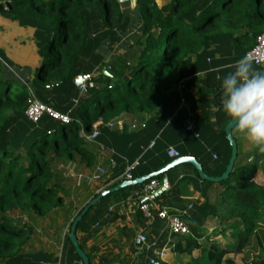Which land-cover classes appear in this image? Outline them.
I'll return each instance as SVG.
<instances>
[{"label":"trees","instance_id":"obj_1","mask_svg":"<svg viewBox=\"0 0 264 264\" xmlns=\"http://www.w3.org/2000/svg\"><path fill=\"white\" fill-rule=\"evenodd\" d=\"M123 4L129 0H0L4 15L34 29L40 57L34 70L24 71L26 67L0 54V264H14L32 238L37 219L64 208L68 179L59 164L95 167L98 148L86 135L99 119L108 123L130 114L176 118L180 99L172 102L167 93L182 79L179 70L186 58L219 37L231 38L245 53L264 33V0H137L136 18L123 11ZM133 24L142 34L132 32L134 42L113 55L114 65L107 66L109 50L117 51L115 43L131 33ZM79 74L91 75L93 86L85 93L75 83ZM31 93L68 115L69 122L48 114L31 121L25 114ZM207 114L210 117V111ZM228 121L220 123L223 132ZM254 154V161L244 162L239 151L228 179L203 181L223 187L218 197L236 242L214 244L211 250L204 247L200 232L178 235L172 252L187 256L188 264H236L226 258L230 253L241 254L245 264H264V186L253 180L264 153L255 149ZM163 176L154 178L161 182ZM191 183L192 178L185 177L153 201L162 206L170 197L190 195ZM141 185L125 187L124 196ZM196 249L201 250L199 256H193Z\"/></svg>","mask_w":264,"mask_h":264},{"label":"crops","instance_id":"obj_2","mask_svg":"<svg viewBox=\"0 0 264 264\" xmlns=\"http://www.w3.org/2000/svg\"><path fill=\"white\" fill-rule=\"evenodd\" d=\"M33 33L34 29L29 28L28 42L33 47V56L29 55L36 60L38 49ZM245 56L246 52L236 48L231 38L214 39L206 50L185 59L179 70L182 79L167 93L172 102L180 99L178 118L162 120L156 114H146L144 117L130 114L124 118L126 126L123 130L101 126L99 136L94 141L98 148L95 167L102 165L107 173L93 187L77 186L72 180H67L64 186V208L44 219L36 220L32 238L21 255L15 258L14 264H83L69 239L76 216L103 189L124 180L128 164L141 162L133 170V174L141 175L139 172L142 169L161 166L162 161L170 160L167 154L169 146L177 148L182 155L196 157L210 175L221 174L231 147L225 132L220 128V123L227 118L219 110L220 83L232 70L234 62ZM7 58L13 60L9 54ZM256 67L264 70L262 65ZM192 78L196 82L185 86ZM181 80L185 81L183 88L179 87ZM207 111H210V117L207 116ZM133 119L145 121L146 126L131 128ZM190 124L193 125L192 130L187 128ZM233 134L239 143L243 161H254L255 149L249 155L251 143L239 132L235 131ZM152 141H155L154 146H151ZM111 160L114 161V166ZM87 168L89 167H81ZM260 170L255 176L259 175ZM185 177L193 180L189 185L190 195L170 197L162 206L170 214L182 217L190 230L200 232L205 248L213 250L214 244L233 245L236 238L229 227L231 222L225 219V210L218 197L223 190L221 185L206 184L197 170L185 163L164 173L158 190L164 186L165 179L168 183L166 191H169ZM126 189H119L92 205L77 226L79 244L90 264H188L187 256L172 252L179 236L170 232L168 220L157 216L146 217L140 209L144 198L132 196L131 190L128 196H124L128 191ZM139 234H144L149 242H157L158 248L166 250V256L157 258L152 263L155 253L152 250L146 251L136 243ZM200 254L199 249L193 252V256ZM235 255L241 254L230 253L226 258H232L239 264Z\"/></svg>","mask_w":264,"mask_h":264},{"label":"built area","instance_id":"obj_3","mask_svg":"<svg viewBox=\"0 0 264 264\" xmlns=\"http://www.w3.org/2000/svg\"><path fill=\"white\" fill-rule=\"evenodd\" d=\"M246 57L255 65H264V33H261L257 36L255 45L246 52ZM184 83L185 81L181 80L179 83V87L183 88ZM90 86H93L91 75L82 74V83L79 85L81 93L87 92ZM49 87L50 86L47 85V88ZM74 101L77 102L76 99H74ZM25 114L33 122H37L44 114H48L52 118L58 119L62 122H69L70 120L68 115L58 112L53 107L48 106L33 94L32 97L29 99ZM139 125L144 127L146 126V122L140 121L138 119H133L130 124V127L137 128V126ZM101 126H108L112 129L123 130L126 126V120L124 118H118L115 120H111L108 123H104L102 119H99L94 125L93 131L87 134L86 138L92 142L96 141L99 136ZM187 128L189 130H192L193 125L190 124ZM154 144L155 141H152L151 146H154ZM167 154L170 158H176L182 155L181 152L174 146H169L167 148ZM111 164L112 166L115 165L113 160H111ZM138 164L139 161H136L133 164L127 165L124 174L125 179L134 178L133 170L136 166H138ZM58 169L62 172L63 176L66 179L72 180L77 186L86 185L88 187H93L107 173V169L102 165H98L94 168H87L81 170L75 162L60 163ZM159 186L160 182L153 177L142 183V185L138 189L132 190L131 194L134 197L144 198V201L140 204V209L146 217L153 218L157 216L160 218L167 219L170 232L173 235L190 234L191 230L189 226L179 215L170 214L165 207H162L153 201L154 195L157 192ZM136 243L146 251L152 250L155 253V257L151 259L152 263H154L157 258H164L166 256V250L164 248H158L157 242L155 241L149 242L144 234H139L137 236Z\"/></svg>","mask_w":264,"mask_h":264},{"label":"clouds","instance_id":"obj_4","mask_svg":"<svg viewBox=\"0 0 264 264\" xmlns=\"http://www.w3.org/2000/svg\"><path fill=\"white\" fill-rule=\"evenodd\" d=\"M219 110L258 153H264V70L246 56L221 80Z\"/></svg>","mask_w":264,"mask_h":264},{"label":"rangeland","instance_id":"obj_5","mask_svg":"<svg viewBox=\"0 0 264 264\" xmlns=\"http://www.w3.org/2000/svg\"><path fill=\"white\" fill-rule=\"evenodd\" d=\"M117 1L123 2L126 0H117ZM136 1L137 0H129V4L122 5L123 11L128 12L129 15L131 16H135L134 18L138 17L137 13H135L137 8ZM159 1L161 4H163L168 0H159ZM29 28L31 27L21 26L17 20H13L7 17L0 11V54L5 55L4 57L6 58H7V54H9V56L11 55L14 61L20 62L23 68L26 67L23 69L24 71H26L28 67L30 68V70H34L35 67L39 64V60H40L39 55L36 58V60H33L34 57H32L33 55L31 51L33 47L30 44V42H28ZM129 28L131 33H127L125 37H123L122 41L115 43L114 48H117V51L109 50L108 53L110 55H108L109 57L106 60L107 66L112 67L114 65V61L112 60L113 55L116 56L120 53H123L126 49V46L134 42V38L132 37V32H135L137 35L142 34V32L134 24ZM123 42L124 45H122ZM29 53L32 56H30ZM253 66L257 68L256 65L253 64ZM258 68L261 69V67ZM103 70L106 71V68L104 67ZM249 147H250L249 155H251L255 148L253 147L252 144H250ZM263 165L261 166L262 169L260 170L259 175L254 176L253 178L255 182L261 184L262 186H264ZM234 257L237 258V262H239V264H242V262L244 263L242 259V255H238V256L235 255ZM203 259L206 260L205 258Z\"/></svg>","mask_w":264,"mask_h":264},{"label":"water","instance_id":"obj_6","mask_svg":"<svg viewBox=\"0 0 264 264\" xmlns=\"http://www.w3.org/2000/svg\"><path fill=\"white\" fill-rule=\"evenodd\" d=\"M104 72L106 74H109L107 72V70ZM75 83L78 86L82 83V74H79L75 78ZM234 129H235V127L230 123V121H228L226 126H225V134H226V138H227V140L231 146V156H230V159H229V162L227 164L225 171L221 175H210L209 173H207L206 170L204 169L202 163L196 157H194L192 155H180L179 157L171 158L168 162H166L164 165L159 167L157 170H154V171L149 172V173H144V174L138 175V176L134 177L133 179H124L120 183L116 184L115 186L103 189L96 197H94L89 202V204L76 216V218L74 219V221L72 223L71 230L69 233V239L71 240L72 244L74 245L77 254L82 259L83 264H90V260L87 256V254L84 252V250L81 248V246L79 244V241H78V238L76 235V230H77V226H78L79 222L81 221L83 216L87 213V211L89 210V208L92 205H94L96 202H98L103 197H105V196H107V195H109V194H111V193H113L119 189H122L125 187L136 186L138 184H142L145 181H147V180H149L155 176L166 173L167 171L171 170L172 168L179 166L181 164H185V163L191 164L197 170L199 176L203 180H208L211 182L219 183V182H222V181L228 179L234 170V166H235L236 160L238 158V153H239L238 142H237L236 137L233 134ZM167 185H168L167 179H165L164 186L155 193L154 197H158L164 191H166Z\"/></svg>","mask_w":264,"mask_h":264}]
</instances>
